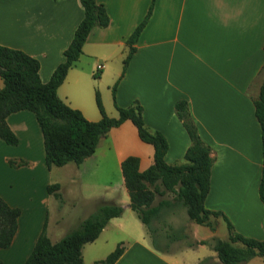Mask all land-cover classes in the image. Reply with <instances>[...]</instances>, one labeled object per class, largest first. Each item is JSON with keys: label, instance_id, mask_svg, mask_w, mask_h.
Listing matches in <instances>:
<instances>
[{"label": "crops", "instance_id": "crops-1", "mask_svg": "<svg viewBox=\"0 0 264 264\" xmlns=\"http://www.w3.org/2000/svg\"><path fill=\"white\" fill-rule=\"evenodd\" d=\"M96 1L104 5L110 24L91 31L58 96L87 120L97 122L102 118L97 92L107 115L118 117L113 95L117 85V105L127 108L139 103L149 130L165 136V161L170 165L185 163L191 145L175 109L178 102L186 101L214 159L206 208L225 215L239 234L263 241L264 205L259 188L264 153L254 100L264 67V0H155L126 69L127 40L146 17L152 0ZM83 17L80 0H0V45L36 58L41 81L47 83L65 61L64 51ZM3 86L0 77V89ZM7 123L19 143L11 146L0 139V197L19 208L21 215L11 246L0 249V264H24L45 224L51 241L61 240L63 236L52 238L51 214L54 225L64 228L63 190L70 187L75 194L83 185L99 187L103 195L85 199L81 210L67 219L75 221L72 229L101 204L124 207L121 217L112 219L97 240L84 246V264L105 259L119 243L125 251L115 264H203L207 260L222 264L208 244L213 238L228 240V231L226 239L220 234L226 225L222 217L215 231L205 227L209 230L206 236H199V230L194 233L189 219L182 227L187 228L191 242L182 248V241L170 234L173 223L163 222L151 242L133 219L132 228L124 224L127 212H132L131 217L136 214L130 208L121 163L137 156L140 170L145 171L154 162L153 146L140 139L131 121L112 129L81 165L71 162L51 169L46 165L44 137L35 114L13 113ZM11 160L25 165L11 166ZM51 184L60 185L61 199L48 193ZM173 197H157L156 204ZM248 264H264V258L257 256Z\"/></svg>", "mask_w": 264, "mask_h": 264}, {"label": "trees", "instance_id": "trees-1", "mask_svg": "<svg viewBox=\"0 0 264 264\" xmlns=\"http://www.w3.org/2000/svg\"><path fill=\"white\" fill-rule=\"evenodd\" d=\"M154 2L155 0H152L146 17L127 40L129 54L124 61V69L135 52L134 45L152 14ZM80 3L84 17L72 42L64 51L65 61L55 69L47 83L41 81V66L36 58L24 51L0 45V77L4 82L3 88L0 89V139L8 145H18L19 139L9 127L7 119L13 113L30 111L35 114L44 137L47 167H63L71 162L81 165L96 152L101 139L112 129L131 121L137 128L140 139L154 148V162L145 171L140 170V158L137 156H129L121 163L130 208L147 230H151L152 223L166 209L180 205L187 210L191 221L212 231L216 230L213 218L222 217L226 222L228 240L213 238L211 243L201 242L212 247L222 264H248L257 256L264 258V240L239 234L225 215L208 210L205 206L211 187L214 159L211 147L205 144L199 135L186 101L178 102L175 109L190 137L191 145L186 151L185 163L170 165L165 161L168 150L165 136L149 130L139 103L127 108L117 105V85L113 87V95L118 117L107 115L101 96L97 92L96 104L102 117L97 122L87 120L80 110L70 107L58 96V89L69 70L83 54L91 31L96 27L106 28L110 24L104 5L96 0H80ZM254 103L255 114L261 126L264 153V67L259 94ZM9 163L11 166L25 165L23 161L11 160ZM59 190V184L48 186V193L57 199H61ZM166 194H173V200H161L156 204L157 197ZM259 194L264 205V169ZM123 213L124 208L119 204H101L94 213L56 243L49 238L45 224L24 264H84V246L97 240L107 224L112 219L121 217ZM20 215L19 208L10 206L0 197V249L11 246L18 230ZM124 251L123 243H119L105 259L94 264H115Z\"/></svg>", "mask_w": 264, "mask_h": 264}, {"label": "rangeland", "instance_id": "rangeland-1", "mask_svg": "<svg viewBox=\"0 0 264 264\" xmlns=\"http://www.w3.org/2000/svg\"><path fill=\"white\" fill-rule=\"evenodd\" d=\"M113 175H114V173H113ZM72 191L73 190H71L70 187H65V189L63 190L65 200H64V203L62 204L64 207V208H62V212L67 213V215L65 217L66 220L64 221V223H66L64 228H58V227H56V225H54L53 216L51 214L50 226H51V230L53 233L52 238H54V239L58 238V237L60 238V236H64V234H66L69 230H71L73 228V226H74L73 224H75V221L69 220L70 222H68L67 219H70L76 210H81V207L84 205V203H86L85 199H88V198L94 196L95 194L101 195L103 193L101 188L96 187V186L94 187V185L93 186L83 185L82 187L79 188V190L78 189L75 190L76 191L75 194ZM78 194H80V195L78 196ZM82 201H83V204L80 203ZM75 203H76V205H75ZM75 206H77V207H75ZM179 206L180 205L175 206V208L173 207L174 209L173 208L166 209L162 213V215L156 221H154L152 223L150 231H148L144 225L142 226L137 214L134 211L133 212L136 214L135 217L133 216L134 218L131 217L130 213H132V212H127V215L125 216V218H123L125 221L124 224L128 228H132L133 223L131 221L133 219L134 223L136 225H138V224L141 225V227L140 226H138V227H140L142 230L145 229V231L147 232V234H146L147 238H149V241L151 242L150 237L152 238V236H154V234H156L157 231L162 230L160 228H161V224L163 222L165 224H167L168 222L171 224L173 223L174 227L172 228V231L170 232V234H172L173 238L176 239L177 241L178 240L182 241L181 242L182 244L179 243V246L182 248V246H186L187 244H190L191 241L189 240V234L186 232L187 228L182 227L183 224H186V223L188 224L189 218L185 214V212L183 211L184 207H182V206L179 207ZM181 208H182V210H181ZM173 211H176V213H173ZM67 216H68V218H67ZM218 219L219 218H216V219L213 218L212 219V221L215 222L216 229H217V225H218V222H217ZM190 223H191L190 227L192 230H194V233H196L199 230V231H201L199 236H206L207 235V231H209V230H207V228H205V226L198 225V224L194 223L193 221H191ZM179 225H181V226H179ZM52 227H54L56 229L53 231L54 228H52ZM128 231L130 234H134V232L132 230L128 229ZM226 233H227L226 225L223 224V227L220 228V234H221L222 238H225V239L227 238ZM183 240H185V241H183ZM190 257H191V255H190ZM208 263H209V260L205 261L203 264H208Z\"/></svg>", "mask_w": 264, "mask_h": 264}, {"label": "built area", "instance_id": "built-area-1", "mask_svg": "<svg viewBox=\"0 0 264 264\" xmlns=\"http://www.w3.org/2000/svg\"><path fill=\"white\" fill-rule=\"evenodd\" d=\"M102 66H98L99 69H101Z\"/></svg>", "mask_w": 264, "mask_h": 264}]
</instances>
